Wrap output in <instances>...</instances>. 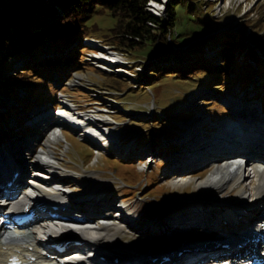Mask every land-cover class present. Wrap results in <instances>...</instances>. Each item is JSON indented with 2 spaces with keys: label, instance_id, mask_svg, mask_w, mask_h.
Segmentation results:
<instances>
[{
  "label": "rangeland",
  "instance_id": "rangeland-1",
  "mask_svg": "<svg viewBox=\"0 0 264 264\" xmlns=\"http://www.w3.org/2000/svg\"><path fill=\"white\" fill-rule=\"evenodd\" d=\"M169 1L151 0V4L158 2L164 5L162 12H157L151 7L163 24L168 16ZM214 2L213 9L211 6L205 15H199L198 18L201 20L213 18L215 22L220 23V29L216 34L232 31L247 37L250 42V22H255L257 27L261 26V21L264 20V0H214ZM181 9L183 10L179 13L176 31L183 35L189 33V36L201 33L200 25L194 21L196 15L186 12L184 8ZM99 14L89 23L90 31L83 38V42L88 40L96 42L95 45L88 46L90 50L83 51L82 57L87 60L85 64L73 71L72 77H67L66 82L61 73L63 82L58 83L54 77L52 84L56 85L58 92L67 93V97L80 107L83 116L95 115L104 121L101 124L115 133L118 141L116 145L119 146L111 148L107 146L108 149H105L106 143H101L99 139L92 141L82 132L74 134L64 129L67 139L63 136L58 144L53 145V149L57 152L56 156L63 170L69 171L72 176L66 180L69 190L83 193L92 202L100 197L99 200L104 201V204L115 207L111 212L117 213L120 206L124 207L126 208L124 210H127L126 215L131 214L139 225L143 224L131 227L125 219L117 220L118 223L108 229L116 238L115 248L130 249L136 246L144 248L151 244L150 237L164 238L175 243V240L179 241L185 233L193 231L173 228L187 223L174 220L189 217L196 206L191 203L196 201V198L212 201L217 194L229 198L237 197L234 188L229 187L223 193H219L215 189L204 187L202 182L213 171L211 163L220 154L229 151H213L211 147H203L206 144L213 145L218 139L235 132L230 129V124L236 125L240 120H246V117L241 118L235 112L237 106L244 108L250 106V111L264 116V78L261 80L256 76L253 79L255 83L243 87L234 68L229 77L230 81H225L223 77L221 81L213 83L225 84V88L207 85L209 83L207 80L202 82L201 73H197L194 79L188 81L179 80L178 76L156 81V77L151 76L153 68L151 66L156 64L155 60L137 67L126 54L108 45L105 37L107 31L101 30L99 25L109 27L113 23L106 12L100 10ZM174 38H177L176 33ZM254 45L259 48L258 44ZM94 47H106L104 55L107 57L112 53L121 57V62L118 63L120 66L114 69L111 66L117 63L113 61H108L109 65L96 61L97 57L101 58L102 55H93ZM261 53L264 56L262 51ZM216 54V51H213L207 56ZM238 57L244 64L250 61L246 51H241ZM19 63H22V60ZM250 64L257 67L254 62ZM118 71L122 74H117ZM112 75H117L123 80L121 83L123 89L130 86L132 89L128 88L124 93L116 92L112 89L114 84ZM41 88L39 87L38 91H44L51 96L57 91L55 86L48 87L47 83L41 85ZM20 98L31 100L33 105L24 111V107L18 104L16 98L9 99L0 90V120L4 121H0V127H8L0 133L2 153L0 156H9L15 147L31 149L30 154L24 156L26 160L23 162V168L28 170L35 164L36 155L44 149V142L50 134L49 128L52 127V123L58 121V113L62 107L60 102H64L65 98L60 96L55 102H40L37 96H30L24 88H21ZM13 107L17 112L12 111L4 117L5 112ZM17 114L21 116L18 117ZM258 123L260 120L247 127L256 128ZM194 128L198 130V136L192 139ZM248 136L246 138L248 142L253 143L250 134ZM186 138L189 139L187 141H191L186 143L191 150L205 151L195 155L191 153L189 159L174 164L176 155L182 152V144L186 142ZM175 144L181 147L177 148ZM211 151L218 155L210 154ZM240 151L245 152L246 148L241 147ZM192 160L195 164L190 166ZM27 178L30 177H25L23 181L27 182ZM253 179L248 185L247 202L254 199ZM217 212L222 211L218 209ZM170 221L173 222L169 223ZM166 223H169V227L156 230L153 228ZM204 233L205 237H216L207 231Z\"/></svg>",
  "mask_w": 264,
  "mask_h": 264
},
{
  "label": "trees",
  "instance_id": "trees-1",
  "mask_svg": "<svg viewBox=\"0 0 264 264\" xmlns=\"http://www.w3.org/2000/svg\"><path fill=\"white\" fill-rule=\"evenodd\" d=\"M150 1L0 0L1 92L9 99L16 98L24 111L33 103L20 98L21 88L30 96H37L40 102H55L59 96L55 85L57 91L53 96L38 89L46 83L48 87H54L55 75L62 81L61 73L64 78L72 77V72L85 64L87 60L82 53L90 49L84 45L83 38L90 31L89 23L100 15V10L106 12L113 23L109 27L97 23L101 30L107 31L108 45L126 54L137 67L155 60L151 76L156 77V81L177 76L179 80L188 81L201 73L202 82L207 80V85L225 88V84L213 83L223 77L230 81L234 68L243 87L252 83L256 76L261 80L264 78V56L261 53H264V20L259 27L250 22V43L247 37L232 31L216 34L220 23L213 18H198L211 6L213 9L214 0H170L165 24L148 10ZM181 8L196 15L194 21L200 25L201 33H194L195 36L185 33L184 36L176 31ZM175 33L177 38H174ZM212 50L217 54L208 57ZM241 51H246L249 63L238 60ZM251 62L257 67H252ZM112 76V89L116 92L132 89V86L123 89V80L117 75ZM12 111L16 113L17 109L13 107L6 111L4 117Z\"/></svg>",
  "mask_w": 264,
  "mask_h": 264
},
{
  "label": "bare ground",
  "instance_id": "bare-ground-1",
  "mask_svg": "<svg viewBox=\"0 0 264 264\" xmlns=\"http://www.w3.org/2000/svg\"><path fill=\"white\" fill-rule=\"evenodd\" d=\"M151 7L157 12H162L164 10V5L162 3L155 2L154 4H151L150 1L148 3L147 8L154 15H156L154 13L156 11L151 10ZM108 58L110 61H113L115 63L121 62V57L113 53L109 55ZM118 73L119 72H117V74ZM67 102L69 107L61 109V111L58 113V121L52 123V127L49 128V137L46 138L44 142V149H42V151H40L36 155L35 164L31 165L28 170H25L23 168V162L26 160L24 156H26L27 153L30 154L31 149L25 150L20 147H15L13 148L14 152L12 154H9V156H0V173L4 175L2 177H9V174L12 171H21L23 173L29 174L30 178L26 182L27 187H32V191H34V193L38 195L41 200H51V204H57L58 206H60V211L63 213V215L70 217V219H73L74 214L73 210L69 206H73L74 204H71L69 202H72V200L74 199H76L75 201H78L80 199L79 206L76 205L78 212L81 214L83 213L88 220H95L96 210L100 208V205L103 201H98L99 199H101L100 197H98L97 201L92 202L88 200V197H85L83 193L77 190L76 192H73V189L69 190V187L66 186L67 181H65L64 177L70 175V172L63 170L62 164L56 156L57 152L53 149V145L58 144L63 136L65 138V133L63 131V127L67 125L65 124V120L74 124L73 127L82 126V124H86L89 121L93 122L94 120V122H96L95 127L93 126L91 129H89L90 133L94 135H96L95 133H101L103 129H105L106 131H109V129L104 128V125H101V122H98L100 119L96 118L95 115H87L82 117L81 113H73L72 110L76 109L77 106L74 105L72 101L66 100V104ZM235 110L237 111V113H239L241 118L244 117L246 112H248V114H253L252 110L251 112H249V107L244 108L241 106H237ZM260 119L262 122L257 128L247 127L248 125L251 126L249 120L240 121L239 124L236 125L234 123L230 124V129L235 130V132H232L227 136L218 139L217 143L213 145L211 144L212 146L210 144H206L208 146L205 145L203 147H211L213 151H229V153L220 154L218 156L219 158H217L218 161L211 164L213 167V171L202 182L204 187L206 189H215L219 193H223L229 187L231 189L234 188L237 197L229 198L217 194L214 199H212V201H208L207 199H203L201 197L196 198V201H193L191 203L196 206L193 208V211L189 215V217H179L174 220L187 222L182 224H187V226H189L188 228L193 227V231L187 232L191 234L192 237L203 236L205 234L204 232L206 231L211 235H217L219 238H221L222 236L227 237L226 239H223V243L225 245L229 244L230 248L225 245H221V248H215L214 250L215 252L222 251V255L227 253L234 254L239 251H242L238 250L236 247L238 243L244 242L243 240H240L241 234L239 232L243 231L244 229L246 230L250 227L254 228V226L257 229L258 225H260L261 223V218L264 217V209L262 208V205L264 204V189L262 190L261 188L264 177V157L262 158L259 153L256 152V155L259 159L251 160L250 167L248 165L249 163L247 162L246 170H248V172H246L243 171V168L245 166L244 160L246 158L242 156V154H245L246 152L240 153L241 147H245L246 149L250 148V144L246 140V138L249 137V134L250 137H253V143L257 144L256 148L261 149V151L264 152V117H261ZM192 131V139H194L198 136V130L194 128ZM188 138H186V142L182 144V152L176 155L174 164H177L181 160L189 159L191 153L195 155L199 152L205 151L203 149L202 151L198 152L193 149L191 150L189 144H186L191 143V141H187L189 140ZM175 147L180 148L181 145L179 147L178 144H175ZM1 154L2 153H0V155ZM210 154L218 155L217 153H212V151L210 152ZM210 154L208 153V155ZM247 155H252V152H247ZM193 164H195V161L192 160L190 166H192ZM176 172L177 171H175V173ZM73 175L75 176L77 174ZM251 179L254 180V199L250 202H247L246 198L248 197L247 195L249 192L248 185ZM17 194L18 195L15 199H19V204L22 205L23 208H25L31 203V199L28 197V195L25 194L22 196V192H18ZM70 194H73L74 196L72 197ZM84 205L89 206L90 208L86 209L83 207ZM42 207L44 209L47 208L44 205H42ZM90 209L92 210V214H86L85 211ZM218 209H220L222 212L216 213ZM43 213L47 212H40V214L45 215ZM123 218L127 217L124 216ZM108 220L105 222L108 225H103L99 223L98 228L96 227L93 229H82L81 234L85 240L93 242L95 245L99 244L103 247H107L105 248L106 251L112 250L113 253L118 251L116 250L118 248H115L116 245L114 244V241H116V238L114 234H110L108 232L109 227L112 226V224L110 223L112 222V218ZM56 222L63 224L64 220L59 219L56 220ZM172 222L170 221L169 223ZM73 223L79 225L80 227L83 225L85 227L87 226V224H85L84 222ZM169 223H166L167 227H169ZM176 223L179 224V222ZM182 224L177 225L173 229H184L185 227ZM114 225H116V223H114ZM39 226L37 227V231L46 234V236L50 235V232L47 230L46 227ZM61 228L63 229V227ZM161 228L162 227H160V229ZM24 232V230L19 231V234L23 235L22 238L10 237L0 233V264H7V262L10 260V257L15 252H30L32 256L37 258L35 264H70L68 261L69 257L67 256L69 254L68 252L59 253L58 251H54L53 248L50 247V243H48L46 246H43L37 242L35 235L25 234ZM66 232H68L67 229H63L62 233H56L54 231L50 235V238L56 236L59 237L58 241H61L64 239V237L66 238V236H70V234H66ZM31 247H34V250L30 251ZM74 248L78 247L70 246L68 251ZM79 249L81 250V248ZM147 250H149V248ZM203 253L204 252H197L188 255L184 254L183 256L173 255V260L171 262L166 263H162L161 260H157L154 263L152 259L149 262H151V264H183L189 258L200 256ZM230 257L234 256L231 255ZM79 264H82V262H80Z\"/></svg>",
  "mask_w": 264,
  "mask_h": 264
}]
</instances>
